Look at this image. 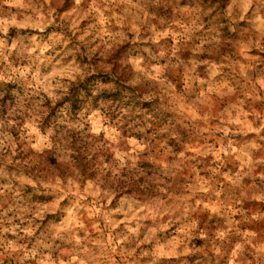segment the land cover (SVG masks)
<instances>
[{
  "label": "clouds",
  "instance_id": "clouds-1",
  "mask_svg": "<svg viewBox=\"0 0 264 264\" xmlns=\"http://www.w3.org/2000/svg\"><path fill=\"white\" fill-rule=\"evenodd\" d=\"M0 264H264V0H0Z\"/></svg>",
  "mask_w": 264,
  "mask_h": 264
}]
</instances>
